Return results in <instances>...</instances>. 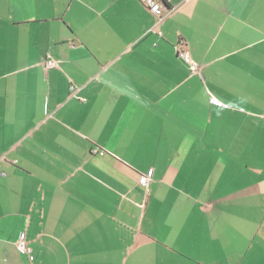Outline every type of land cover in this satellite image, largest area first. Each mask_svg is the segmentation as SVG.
Returning <instances> with one entry per match:
<instances>
[{
	"label": "crops",
	"instance_id": "1",
	"mask_svg": "<svg viewBox=\"0 0 264 264\" xmlns=\"http://www.w3.org/2000/svg\"><path fill=\"white\" fill-rule=\"evenodd\" d=\"M162 7L0 0V264H264V0Z\"/></svg>",
	"mask_w": 264,
	"mask_h": 264
},
{
	"label": "built area",
	"instance_id": "2",
	"mask_svg": "<svg viewBox=\"0 0 264 264\" xmlns=\"http://www.w3.org/2000/svg\"><path fill=\"white\" fill-rule=\"evenodd\" d=\"M143 5H145L147 8L150 9V11H152L155 15H157L160 19L161 15H162V4L164 2V0H139ZM182 43H179L178 45H176V54L181 58V60L183 61V63L188 67V69L192 72H197L199 70V63H197L196 61H194L190 54L189 51L185 45V43L183 41H180ZM46 67L47 68H53L55 66H57V61L48 58L45 61ZM97 151V149L95 150V152ZM152 173L153 171L150 170L147 173H142L139 176V183H141L143 186H146L147 183L151 180L152 178ZM17 250L20 253H28L29 249L26 245V243L24 242L23 237L21 236L18 243H17Z\"/></svg>",
	"mask_w": 264,
	"mask_h": 264
}]
</instances>
